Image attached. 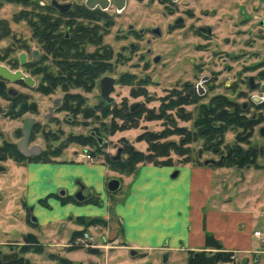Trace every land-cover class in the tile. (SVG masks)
Instances as JSON below:
<instances>
[{"label":"rangeland","instance_id":"374dc122","mask_svg":"<svg viewBox=\"0 0 264 264\" xmlns=\"http://www.w3.org/2000/svg\"><path fill=\"white\" fill-rule=\"evenodd\" d=\"M33 1L47 3L49 0ZM197 2L199 4H206L207 7L228 5L231 10L224 15H222L223 12L220 10L216 12L222 15L218 23H216L217 18L210 17L208 19V21L215 23L217 29L214 37L205 48L203 46H196L202 40L193 36L191 37L189 33V37H181L182 30L170 31L169 25L177 14L169 12L166 6L161 4L160 0H129L128 6L121 17L115 19L113 32L116 31V33L114 32V37H109L114 54L111 60L112 66L108 68L107 74H111L117 79H122L121 82H117L115 91L112 93L116 106H119L123 102L127 105L133 102H140L142 105L136 113L135 118H132L130 122H120L118 120L116 123L110 122V117H106L105 115L111 113V109L103 110L98 108V111H102L101 113L99 111L98 114L90 112V107L101 104L96 87L89 92H85L82 89L73 90L79 91L84 98L82 100V107L80 108L83 114L79 113L76 116L71 112L59 111L54 113L52 120L44 119L47 105L51 103L53 97L60 96L63 92L57 88L50 96H43L36 91H26L30 93L37 103L38 117L42 123L40 132L34 136L31 143H38L41 146L50 145L52 147L64 143L62 147L66 149L59 152L56 156L50 155V158L58 157V159H63L67 153L79 155L82 151H85L92 156V161L103 160L111 169L122 175L117 177V173L115 176L108 173L110 175L107 176L113 177L105 179V186H107V182L112 178L118 179L121 183L120 188L115 192L107 191L106 187L104 189L106 195L112 198L113 203L124 200L125 196L128 195L130 182L132 183V180L137 177L139 170L146 166L155 167L159 170L164 169L167 174L170 171L168 178H171L175 169L178 171L184 165L210 169L212 170L211 179L213 182L212 194L215 196L219 195L221 191L220 187L232 186L235 183L234 178L236 176L232 171L237 169V173H247L252 168L264 166V151L263 154L257 156L254 165L244 167L222 165L226 147L229 145H237V147L243 149L252 146L264 149V136L259 133V128L264 125V104L261 108H257L251 105V103L248 104L246 102L248 107L241 115V119L243 121L251 119L253 113L261 115V118L253 119V126L249 128L248 126L242 128L239 125L225 126L218 136L221 143L218 144L216 151L207 147L206 140L203 138H195L194 134L197 128L195 123L193 124V119L203 111L201 108H198L199 103L207 102L209 97L214 93H223L230 99H235L239 102L248 101L250 95L256 94V91H253L254 89L249 88L247 79L251 75L254 76L256 82L262 79V77L257 75V69L264 66V24L261 23V21H264V0H198ZM181 3L179 2L180 6H182ZM27 4H29L27 0L0 2V19H6L10 28L8 34H0V52L3 53L6 47L13 46V49H10L12 53L8 55V58L0 61L3 64L10 65L9 62L15 59L20 47L18 41L21 43L30 42V31L26 22L24 20L16 22L12 20V15L17 11H21V16L27 19V9L35 10L34 7L27 6ZM236 7L242 8L243 15H238L239 12L235 10ZM229 13L232 15L231 21L227 17ZM234 22H237V27H233L235 25L233 24ZM127 23H131L135 27L159 25L163 29V36L160 39L153 38L152 43L149 45L152 55L155 53L162 55L161 62L153 63L151 57L145 54V48L148 45L144 42L140 43V48L136 51H131L130 53L127 49L124 51L123 47H125L128 40L124 41L119 38L117 32L120 31V28L124 31ZM17 38L18 40H16ZM117 53H121V56L118 57ZM225 53L231 55L236 53L238 58L237 60H233L228 56L225 58ZM216 71H220L216 78L218 84L213 85L212 89L208 88V91L195 104L184 106L185 110L192 112L189 119H186V117L184 119H175V123L173 124L159 119L158 112L161 96L165 95L173 87H178L183 83L197 84L201 75L208 73L214 76L213 73H217ZM129 74H133L135 78ZM39 77L37 78L39 79ZM141 77L145 78L143 84L139 82V78ZM126 82H130V84H126ZM240 90L244 94L238 97L236 95ZM0 104L4 107L8 105L1 98ZM222 105H225V103H222ZM225 106L226 108L221 107L220 109L231 111L228 103ZM167 115L170 114L168 113ZM68 116H74L73 120L67 118ZM85 116L91 117L86 118ZM15 125L9 116L4 117L0 114V143L2 140L11 141L13 139L15 141V138H13V127ZM176 125L184 128L177 129ZM184 129L190 130L189 133H184ZM91 130L100 136V138L92 139V144L79 145L76 143V140L72 139V141L68 137L72 133L87 134ZM42 131H49V135L45 137ZM238 135H242V140L239 141L241 138ZM244 136L246 137L244 138ZM77 141L79 142V140ZM173 142L179 150H182L181 153L176 151V147L175 149H168L172 147ZM163 144L168 147L167 153L160 155L156 152L155 147ZM119 148L122 149L119 159L122 162L123 160H130L131 155H135L133 154V150L142 152L144 157L134 162L130 160L129 163L133 165L132 168L128 166L119 168L118 165L110 164L112 161L110 157L114 156ZM73 149L76 150L73 151ZM126 150L129 151L127 152ZM12 158L10 155L0 153V165L5 168V173L0 171V228L9 229L12 235L15 232L16 234L12 237L0 233V243L10 240L20 241L18 233L31 228L25 221V212L22 209V204L24 203L22 195L25 187L24 171L23 168L18 166L20 165L19 160L14 161L13 159L15 158ZM205 160H214V162L205 164ZM123 176L130 177L131 180L127 179L122 183ZM246 189L249 190V187ZM54 192L58 193L59 191ZM248 194H250L249 191ZM96 218L103 220L105 226L97 224L96 226L85 225L83 227L95 240L92 244L98 245V248H96L97 253L80 247L74 250L64 249L61 252L62 256L73 259L81 264H187L188 256L192 252H224L206 245L205 237L208 234L204 236V243L200 249L184 250L186 255L182 259L177 257L178 252L174 249L163 251L158 247L147 248L146 250L139 247H129L132 243L129 244L130 242L128 243L121 235H117L118 238L117 236L107 238L104 241V238L108 237L111 231L115 230V227L112 225V230L108 231L106 229L107 218L104 215H99ZM114 222H116V219ZM114 222L111 221L112 224ZM58 225L59 221H52L45 229L41 226L45 232H42L43 235H38L39 239L45 243H49L47 233L52 234ZM69 229L65 225L58 235L62 244L69 242L72 233ZM37 230L40 231L41 229L38 228ZM211 238L213 241H217L212 235ZM112 247L114 249H110ZM252 247L256 250L262 249L257 241L252 243ZM61 248L65 247L61 246ZM130 248L136 251L135 255L131 256L129 254ZM0 252L6 253L9 252V249L0 244ZM225 253L228 254L225 257L226 259L217 264L229 262L231 264H238L240 252L231 250ZM164 255H166V261L163 260ZM32 261L36 264L53 263L47 255L33 257Z\"/></svg>","mask_w":264,"mask_h":264},{"label":"flooded vegetation","instance_id":"af4514ba","mask_svg":"<svg viewBox=\"0 0 264 264\" xmlns=\"http://www.w3.org/2000/svg\"><path fill=\"white\" fill-rule=\"evenodd\" d=\"M27 1L29 2L27 6H32L35 10L27 9V19L21 16V11H17L12 15V20L15 22L24 20L26 22L30 31V42L21 43L18 41V44H20L19 52L16 54L15 59L9 62L10 65L0 62V64L6 66L11 71H20L22 75L30 79V82H27L24 78L8 81L0 77V98L8 104L7 107L0 104V114L4 117L9 116L16 124L13 127V138H15V141H13V139L11 141L2 140L0 143V153L9 155L8 152L11 151L13 153L12 155L17 156L16 159H12L14 161L19 160L20 165L18 166L25 169L27 165L31 163L46 162L39 159H45V157L47 158L50 155L56 156L59 152L66 149L62 147L64 143H60L56 147L50 145L41 146L38 143H31L34 136L40 132L42 123L38 117L37 103L33 97H31L30 93H27L28 91H36L43 96H50L57 88L63 92L62 95L53 97L51 103L47 105L46 112L44 113V119L46 120H52L54 113L59 111L71 112L76 116L79 113L83 114L80 108L82 107V100L84 98L79 91H73L74 89H82L85 92H89L96 87L98 89L101 104L90 107V112L98 114L100 111H98V108L103 110L111 109V113L105 116H109V121L113 123H116L117 120L120 122H130L132 118H135L136 113L142 106L140 102H133L129 105L123 102L119 106H116L112 93L115 91L117 82H121L122 79H117L113 75L107 74V71H109L108 68L112 66L111 60L114 54L109 37H114V32L116 33V31L113 32L115 19L121 17L128 6L129 0H123L122 3L120 0L117 3L114 0H49L47 3L41 1L35 2L33 0ZM160 1L161 4L166 6L169 12L177 14L173 17L169 25V28H171L170 31L182 30L181 37H189V33L191 37L193 36L194 38L202 40V42L197 43L196 46H203L204 48L205 46L207 47V44H209L210 40L214 37L217 29L215 23L208 21V19H210V17L217 18L216 23H218L222 15L231 11L228 5H217V7L209 5L211 7H207L206 4H199L197 2L198 0ZM179 2H182V6L179 5ZM180 7L182 8L180 9ZM228 8L229 10H227ZM241 9L240 7L235 8V10L239 12L238 15H243ZM219 10L223 12L222 15L216 13ZM30 14H32V16H30ZM227 17L229 21L232 20L231 13L227 14ZM261 23L264 24V21H261ZM233 24H235L233 27L238 26L237 22ZM9 29L7 20L0 19V34H8ZM163 34V29L159 25L135 27L131 23H127L124 31L120 28V31L117 32L119 38L124 41L128 40L125 47H123L124 51L126 49L129 53L131 51H136L140 48V43L142 42L148 45V47L145 48V54L151 57L153 63L161 62L162 55L159 53L152 55L149 45L152 43L153 38L160 39ZM16 40H18V38ZM10 49H13V46L9 48L6 47L3 53L0 52V61L8 58V55L12 53ZM225 54V58L227 56L233 60H237L238 58L236 53L233 55ZM117 56L120 57L121 53H117ZM216 72L217 73H213L214 76L208 73L201 75L199 83L197 84L192 85L190 83H183L178 87H173L165 95L161 96L158 112L159 119L171 122L172 124L175 123V119H184V117L189 119L192 112L185 110L184 106L195 104L200 97L208 91V88L212 89L213 85L215 86L218 84L216 78L220 71ZM257 75L262 77L259 82L255 81L254 76H248L247 83L249 88L256 91V94L249 96L248 101L239 102L235 99L232 100L227 97V95L217 92L212 94L207 102L199 103L198 108L206 110L210 105L214 106L215 104V106L220 107L222 106L221 103H225V105L228 103L231 109L239 106L240 110H242L239 113L240 115L245 112L249 103L257 108H261L264 104V66L257 69ZM38 76H40L39 79L37 78ZM104 77L113 79L111 84L112 89L107 95V100L103 98L101 94V80ZM144 81L145 78H139L141 84H143ZM126 84H130V82H126ZM205 85L207 87L206 89ZM105 87V89H107V86ZM214 89H216V87H214ZM243 94L244 93L240 90L236 96L241 97ZM221 97L224 98L223 101L219 99ZM246 102L248 104H246ZM225 105H223V108H226ZM101 112L102 111H100V113ZM168 113L170 115H167ZM73 117L68 116L67 118L73 120ZM85 117L88 118L91 116ZM200 117L199 114L195 118L197 119ZM195 118L193 119V124L196 123ZM258 118L260 119L261 115L256 113H253L251 116V119L254 120ZM176 128L182 129L184 127L176 125ZM26 131V142H22L25 138L24 133ZM189 131L188 129H184V133H189ZM42 134L46 137L49 135V131H42ZM87 136H91L95 139L100 138V136L92 130L87 134L72 133L68 137L71 140H76V143L80 145L77 140ZM75 150L76 149H73V151ZM56 158L58 157L50 158V161L47 162H52ZM4 169V166L0 165V171L5 173ZM81 186L83 187V185L80 184L76 191H78ZM83 191L84 187L82 188V193L86 198L83 201L90 199V193L85 194ZM25 192L26 190L24 188L22 195L24 203L22 204V209L25 212V221L31 228L18 233L20 241L10 240L0 243L9 249V252H0V264H36L32 261L33 257H41L44 255L49 257V260L53 262L52 264H63L65 260H69L73 264H81L73 259L62 256V250H74L83 247L86 250L97 253L96 248H98V245L92 244L95 240L90 233L84 229V225L78 221V217H76L74 221L78 223L81 228L72 230L69 242L67 244H62L61 239L58 238L61 229H64L65 226L62 217L60 215H54L57 217L56 219L46 221L44 219L46 215H35L33 206L26 202ZM62 194V191L58 193L53 192L50 193L48 197L53 196L58 203L64 204L62 200L64 196ZM41 200L43 202H41ZM45 200L46 198H40L38 203L49 208ZM88 220H90V218ZM52 221H59V225L52 233L53 235L47 233V236H49V243H45L39 239L38 235H43L45 232L44 229ZM41 226H43L44 229H42ZM38 228L41 230L38 231ZM77 232L79 234H76ZM84 232H88L91 238L86 242L80 240ZM0 233L12 237L16 234L15 232L13 236L10 234L9 229L1 228ZM107 238H110V234L108 237L104 238V241ZM61 246L65 248H61ZM110 249H114V247ZM131 249L133 248H130V250Z\"/></svg>","mask_w":264,"mask_h":264},{"label":"crops","instance_id":"0c3cea01","mask_svg":"<svg viewBox=\"0 0 264 264\" xmlns=\"http://www.w3.org/2000/svg\"><path fill=\"white\" fill-rule=\"evenodd\" d=\"M53 161L20 167L24 171L26 202L33 206L35 215H46V221L60 215L72 231L81 228L74 221L76 217L104 215L106 229L115 227L110 237L121 235L134 248L174 249L180 259L186 255L184 250L200 249L208 234L218 241L220 251L240 252L238 264H264L262 249L252 247L254 241L260 244L253 232L264 231V166L247 173L232 171L235 183L220 187L218 196L212 194L210 169L184 165L176 177L168 178L170 171L167 174L164 169L146 166L130 182L124 200L113 203L104 191L105 179L117 172L103 160L86 161L67 153L65 158ZM123 177L122 183L131 180ZM80 184L83 192L96 201L67 200L60 204L53 196L48 197L54 191H62L64 198L73 197ZM40 198H46L49 208L38 203Z\"/></svg>","mask_w":264,"mask_h":264},{"label":"trees","instance_id":"16d2710c","mask_svg":"<svg viewBox=\"0 0 264 264\" xmlns=\"http://www.w3.org/2000/svg\"><path fill=\"white\" fill-rule=\"evenodd\" d=\"M18 0H0V2H16ZM222 101L224 100L223 97L219 98ZM222 104V103H221ZM222 106L218 107V106H214L210 105L206 110L202 109L203 111H201L200 113V118L196 119V123L195 126L197 128V131L195 132V138L201 137L204 140H206L207 143V147H209L211 150L216 151L218 148V144L221 143V140L219 139V135H220V131L222 132L225 128V126H230V125H239V127H251L253 126V119H247L245 121H243L242 116L239 114L242 110H240L239 106H237L236 108L233 107L231 109V111H226L224 109H220ZM205 111V112H204ZM204 114V116H203ZM253 120V121H252ZM223 126V127H222ZM239 141L242 140V135H238ZM246 136H244L245 138ZM92 139H94L91 136H87V137H82L81 139H79V143L80 144H92ZM176 147V151L177 152H182V150H179L178 147L175 145V143H172V147H166L163 145H159L156 148V152H158L160 155H165L167 153V148H173L175 149ZM127 152L129 150H126ZM132 151V150H130ZM264 149L261 147H256V146H252V147H248L246 149H243L241 147H237V145H229L226 147V152H225V156L223 158V162L222 165H226V166H234V167H244V166H250V165H254L255 164V159L257 158V156L263 154ZM8 154L10 156H13V158H17V156L12 155L13 153L11 151L8 152ZM133 154L135 155H131L132 157L130 158V160L132 162H134L135 160H141V158H143V153L142 152H136L133 150ZM56 155V154H55ZM22 158V157H21ZM49 157H45V159H39L42 161H50ZM130 160H126L122 162V160H117V161H111L110 164L113 163V165H118L119 168H124V167H131L132 168V164L129 163ZM63 200V203L66 202L67 200H71V201H76L74 200L73 197L69 196V197H65ZM90 201H96L95 199H93L92 197L89 199ZM41 202H43L41 200ZM78 221L85 225L88 226H96L97 224H103L104 225V221L98 218H92L90 220H88L86 217H78ZM76 234H79L78 232ZM205 241H206V245H208V247H214L216 249L221 248L220 244L217 241H213L211 238V235H206L205 237ZM228 254L225 252H217V253H206L204 251L201 252H197V253H190L187 259V264H217L218 262H221L223 260H225ZM63 264H73L71 261L69 260H65V262H63Z\"/></svg>","mask_w":264,"mask_h":264},{"label":"water","instance_id":"95a60500","mask_svg":"<svg viewBox=\"0 0 264 264\" xmlns=\"http://www.w3.org/2000/svg\"><path fill=\"white\" fill-rule=\"evenodd\" d=\"M114 1L116 3L119 2V0H114ZM120 1H121V3L123 2V0H120ZM0 77L5 79V80H8V81H14L18 78H24L27 82H30V79L28 77L22 75V73L20 71L13 72L2 64H0ZM112 82H113V79H111L109 77H104L101 80V94H102V97L105 98L106 100H107L108 93L112 89L111 88ZM105 86H107V89H105L106 88ZM259 133L262 136H264V126L260 128ZM24 135H25V138L22 140V142H26L27 131L24 133ZM121 151H122V149L119 148L117 150V153L111 157V160L112 161L119 160ZM209 162L213 163L214 160H205L204 161L205 164H207ZM177 174H178V171L175 170L171 176L176 177ZM119 186H120V181L118 179L112 178L111 180H109L107 182L106 188H107V191H109V192H115L119 189ZM82 188L83 187L81 186L80 189L73 194V197L76 201L82 202L86 198V196H84V194L82 193ZM135 254H136V251L134 249H131L130 255L133 256ZM163 260L166 261V255H164Z\"/></svg>","mask_w":264,"mask_h":264},{"label":"built area","instance_id":"2783aa9c","mask_svg":"<svg viewBox=\"0 0 264 264\" xmlns=\"http://www.w3.org/2000/svg\"><path fill=\"white\" fill-rule=\"evenodd\" d=\"M78 156L85 160L92 161V156L89 153H86L85 151H82ZM253 236L260 241V245L262 248L261 253L264 254V231L256 230L253 232ZM90 239L91 238L88 232H84L80 238L82 242H86ZM231 258H233V256H231ZM226 264H231V263L229 262Z\"/></svg>","mask_w":264,"mask_h":264}]
</instances>
